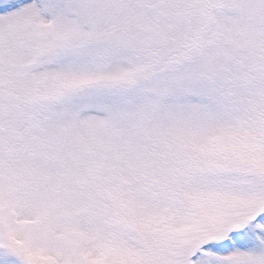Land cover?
<instances>
[{"label": "snow or ice", "instance_id": "obj_1", "mask_svg": "<svg viewBox=\"0 0 264 264\" xmlns=\"http://www.w3.org/2000/svg\"><path fill=\"white\" fill-rule=\"evenodd\" d=\"M0 264H264V0H0Z\"/></svg>", "mask_w": 264, "mask_h": 264}]
</instances>
